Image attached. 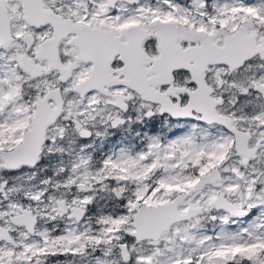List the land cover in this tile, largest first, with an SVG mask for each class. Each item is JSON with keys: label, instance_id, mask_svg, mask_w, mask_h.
Here are the masks:
<instances>
[{"label": "snow or ice", "instance_id": "1", "mask_svg": "<svg viewBox=\"0 0 264 264\" xmlns=\"http://www.w3.org/2000/svg\"><path fill=\"white\" fill-rule=\"evenodd\" d=\"M0 264H264V0H0Z\"/></svg>", "mask_w": 264, "mask_h": 264}]
</instances>
